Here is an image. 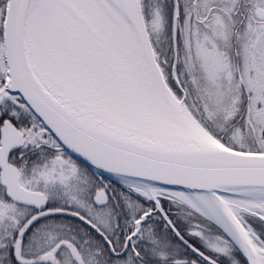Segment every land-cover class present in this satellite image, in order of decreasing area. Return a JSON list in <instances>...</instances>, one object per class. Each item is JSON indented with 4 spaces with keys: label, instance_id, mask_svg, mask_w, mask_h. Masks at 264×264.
<instances>
[{
    "label": "snow or ice",
    "instance_id": "6c2138e0",
    "mask_svg": "<svg viewBox=\"0 0 264 264\" xmlns=\"http://www.w3.org/2000/svg\"><path fill=\"white\" fill-rule=\"evenodd\" d=\"M0 264H264V0H0Z\"/></svg>",
    "mask_w": 264,
    "mask_h": 264
}]
</instances>
